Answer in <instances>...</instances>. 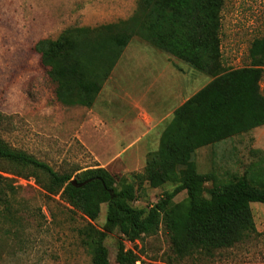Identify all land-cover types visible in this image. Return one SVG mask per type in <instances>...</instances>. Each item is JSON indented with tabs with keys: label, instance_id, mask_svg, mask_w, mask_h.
I'll return each mask as SVG.
<instances>
[{
	"label": "trees",
	"instance_id": "obj_1",
	"mask_svg": "<svg viewBox=\"0 0 264 264\" xmlns=\"http://www.w3.org/2000/svg\"><path fill=\"white\" fill-rule=\"evenodd\" d=\"M223 0H138L126 20L95 28L73 27L55 40L34 45L39 64L63 106L91 107L133 37L168 53L210 81L175 110L165 126L156 151L144 170L150 188L172 185L148 208L132 205V183L116 181L103 168L87 169L76 176L60 174L31 155L12 150L0 139V161L16 168H31L47 176L43 188L58 194L89 223L77 231L90 264H109L104 241L118 232L116 264H136L139 257L125 247L154 234L163 225L173 253L211 256L255 233L251 203L264 204V151L245 174L231 183L213 185L212 173H199L193 159L197 149L264 126V94L260 90L264 66V39L248 50L250 63L238 69L221 66L220 13ZM72 181L81 187L72 185ZM207 184H211L206 188ZM14 188L0 176V222L14 217L6 190ZM185 192V199L174 198ZM102 204L105 221L93 222Z\"/></svg>",
	"mask_w": 264,
	"mask_h": 264
},
{
	"label": "rangeland",
	"instance_id": "obj_2",
	"mask_svg": "<svg viewBox=\"0 0 264 264\" xmlns=\"http://www.w3.org/2000/svg\"><path fill=\"white\" fill-rule=\"evenodd\" d=\"M137 3L0 0V139L6 147L31 155L60 174L74 177L87 169L103 168L116 181L134 184L136 198L132 205L148 208L163 192L172 190L170 184L153 189L145 182L147 158L158 148L155 134L140 141L139 136L148 128H138L141 125L129 118L120 128H102L97 119L103 116L102 107L105 105L106 110L113 104L106 102L108 88L91 107L61 105L34 51L37 41L55 40L68 28H95L126 20ZM220 24L222 68L248 66L251 43L264 39V0H223ZM139 40H130L133 48ZM153 50L141 45L137 61L146 63ZM260 90L264 94V66ZM115 104L121 116L134 115L128 101ZM232 147L221 153L222 164L211 165L202 159L203 155L198 160L197 170L212 173L213 185L235 181L258 160L259 152L264 151V126L236 137ZM0 176L14 188L6 190L14 217L0 222V264H90L89 251L81 246L77 233L89 220L69 206L60 193L50 194L43 188L48 180L44 173L0 161ZM185 197L181 192L173 202L180 203ZM250 208L256 232L211 256H176L163 225L152 235L124 242L125 247L139 257L136 264H264V204L251 203ZM105 211L106 205L102 204L97 218L90 222L98 229L105 221ZM120 240L119 233L114 232L104 241L109 264H116Z\"/></svg>",
	"mask_w": 264,
	"mask_h": 264
},
{
	"label": "crops",
	"instance_id": "obj_3",
	"mask_svg": "<svg viewBox=\"0 0 264 264\" xmlns=\"http://www.w3.org/2000/svg\"><path fill=\"white\" fill-rule=\"evenodd\" d=\"M143 44L149 45L142 40L136 44L135 48L130 42L124 49L101 89L103 92V89L108 88L106 102L108 105L113 104L106 110L104 105L102 107L103 116L97 119L100 120L102 128H120L124 124L125 118H129V121L132 119L133 122L141 125L138 128H148L145 129L142 136H139L140 141L154 133L153 139L156 138V142L159 144L160 135L173 118L175 110L200 91L210 79L176 57L151 45L149 46L154 50L147 58V62L140 63L137 61V57L140 46ZM144 78H147L148 81H144ZM121 85L124 86V92L120 91ZM120 100L128 101L130 111L133 110L134 115L124 117L119 114L115 103ZM243 134L245 133L241 135ZM241 135L232 136L197 149L193 156L196 165L202 157L205 162L211 165L224 163L221 153L232 150L233 140ZM218 145L219 147H216ZM215 149H217L216 153Z\"/></svg>",
	"mask_w": 264,
	"mask_h": 264
},
{
	"label": "water",
	"instance_id": "obj_4",
	"mask_svg": "<svg viewBox=\"0 0 264 264\" xmlns=\"http://www.w3.org/2000/svg\"><path fill=\"white\" fill-rule=\"evenodd\" d=\"M72 185H74L76 187H81L82 185H84V183L78 184L76 181H72Z\"/></svg>",
	"mask_w": 264,
	"mask_h": 264
}]
</instances>
